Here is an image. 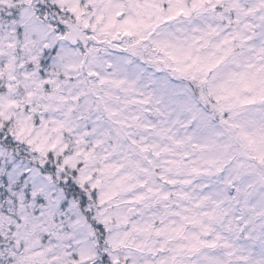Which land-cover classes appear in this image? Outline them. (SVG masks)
Instances as JSON below:
<instances>
[{
  "label": "snow or ice",
  "instance_id": "6c2138e0",
  "mask_svg": "<svg viewBox=\"0 0 264 264\" xmlns=\"http://www.w3.org/2000/svg\"><path fill=\"white\" fill-rule=\"evenodd\" d=\"M0 264H264V0H0Z\"/></svg>",
  "mask_w": 264,
  "mask_h": 264
}]
</instances>
